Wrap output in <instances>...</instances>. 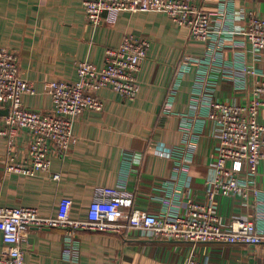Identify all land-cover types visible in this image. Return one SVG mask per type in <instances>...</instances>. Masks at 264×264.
I'll return each mask as SVG.
<instances>
[{
	"label": "crops",
	"instance_id": "crops-1",
	"mask_svg": "<svg viewBox=\"0 0 264 264\" xmlns=\"http://www.w3.org/2000/svg\"><path fill=\"white\" fill-rule=\"evenodd\" d=\"M218 1L195 3L209 13L212 26L223 29L231 23ZM231 7L234 12L243 9L264 17V0H232L225 10ZM245 23L235 20L234 26ZM124 34L150 42L140 63L136 97L128 100L111 89L98 90L102 111H84L75 119L76 141L66 153L53 147L50 173L5 172L7 145L0 138V207H34L39 215L49 217L57 214L60 199L67 197L69 217L82 220L97 188L122 189L130 194L128 211L155 215L176 214L188 199L205 200L206 182L214 177L218 136L213 122L202 115L201 101L195 103L190 97L198 65L190 63L183 69L180 64L204 59L206 44L191 39L185 27L174 25L162 12H121L113 25L102 22L92 27L85 20L82 0H0V47L16 52L20 76L35 91L21 97L22 105L42 114L52 113L45 83L75 82L79 61L102 67L105 48L117 47ZM257 65L264 70V53ZM178 70L179 89L169 113H164L167 90ZM218 77L217 99L239 97L232 94L231 82ZM4 111L0 109V115ZM31 141L25 130L17 132L15 161H26ZM53 173L59 179H52ZM254 184L264 191V161ZM215 207L225 227L233 217L264 221L261 198L247 202L239 196H219ZM76 235L77 248L70 256L62 228L30 226L22 244L23 264H184L189 255L197 260L207 257L208 264H264L263 244L192 245L129 226L118 232L79 230Z\"/></svg>",
	"mask_w": 264,
	"mask_h": 264
},
{
	"label": "built area",
	"instance_id": "built-area-1",
	"mask_svg": "<svg viewBox=\"0 0 264 264\" xmlns=\"http://www.w3.org/2000/svg\"><path fill=\"white\" fill-rule=\"evenodd\" d=\"M231 1H218V8H222L219 9L231 23L219 29L212 26L209 13L195 0H82L85 20L92 27L102 22L113 25L121 12H162L174 25L185 27L191 39L206 44L204 59L182 60L180 67L185 69L190 63L198 65L190 97L195 103L201 101L203 117L215 125L218 145L214 177L206 182L209 187L204 201L188 199L184 209L172 215L128 211L130 194L108 188L96 189L82 220L69 217L71 200L67 197L60 199L57 214L49 217L39 215L34 207H0V264H23L22 244L27 229L34 225L62 228L70 256L77 248V231L118 232L127 226L146 228L157 238L192 245H264V221L233 217L225 227L215 207L219 196H239L247 202L249 198L264 199V191L254 184L259 165L264 161V70L257 65L264 53V17L243 9L234 12V7L225 10ZM241 19H245V25L235 27V20ZM149 46L145 37L124 34L117 47L105 48L102 67L79 61L75 63V82L45 83L52 104V113L48 115L22 105L21 97L35 91L20 76L16 52L0 47V109H7L0 115V138L7 145L5 172L29 176L50 173L53 147L66 153L76 141L72 134L75 119L84 111H102L103 103L96 95L98 90L111 89L128 100L136 97L140 63ZM180 71L168 87L164 113H169L179 89ZM219 74L232 83V94L239 93V97L231 96L232 100H227L214 96ZM19 130H25L32 137L26 161L22 163L15 161L13 143ZM51 177L57 180L59 174L53 173ZM208 263L207 257L197 260L189 255L184 264Z\"/></svg>",
	"mask_w": 264,
	"mask_h": 264
},
{
	"label": "water",
	"instance_id": "water-1",
	"mask_svg": "<svg viewBox=\"0 0 264 264\" xmlns=\"http://www.w3.org/2000/svg\"><path fill=\"white\" fill-rule=\"evenodd\" d=\"M7 112V109H5L4 114Z\"/></svg>",
	"mask_w": 264,
	"mask_h": 264
}]
</instances>
